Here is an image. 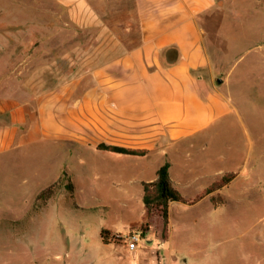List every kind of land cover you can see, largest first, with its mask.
<instances>
[{"label":"rangeland","instance_id":"1","mask_svg":"<svg viewBox=\"0 0 264 264\" xmlns=\"http://www.w3.org/2000/svg\"><path fill=\"white\" fill-rule=\"evenodd\" d=\"M219 5L222 11L212 14L220 20L215 34L221 37L213 76L230 78L251 132L252 178L235 172L234 181L216 193L225 199L218 208L208 198L190 208L174 203L175 215L179 205L187 213L182 224L170 216V243L160 241L154 228L147 234L132 228L144 214L134 185H109V174L135 176L143 173L138 167L96 161L91 153L75 160L48 142L0 153V264H116L119 256L132 255H119L116 245L126 244L113 237L135 232L142 237L135 257L140 264H156L158 256L166 257L164 264H264V51H255L262 46L264 0ZM139 9V0H86L81 9L57 0H0V126L12 122L15 107L35 111L39 99L67 83L86 89L98 69L137 48ZM224 147L218 141L215 150ZM58 181L55 195L37 204V196ZM71 181L74 194L66 187ZM196 194L191 189V197Z\"/></svg>","mask_w":264,"mask_h":264},{"label":"crops","instance_id":"2","mask_svg":"<svg viewBox=\"0 0 264 264\" xmlns=\"http://www.w3.org/2000/svg\"><path fill=\"white\" fill-rule=\"evenodd\" d=\"M57 1L69 9L85 8L86 3ZM220 2L139 0L140 45L98 69L86 89H79L80 82L67 83L39 99L35 111L28 105L12 109V122L0 126V153L48 142L75 160L91 153L96 161L138 167L143 173H111L107 180L115 188L134 185L142 199V184L154 181L166 163L173 184L186 199L195 198L229 172L240 170L239 177L252 178L247 171L251 132L233 98L230 78L213 76V55L221 37L215 34L220 20L212 14L222 11ZM260 42L261 49L255 51H264V32ZM235 69L229 77H234ZM1 111L5 107L0 106ZM218 141L224 149L215 150ZM101 144L148 153L137 157L104 152L98 150ZM191 189L196 190L194 197ZM173 205L170 216L182 224L187 208L179 205L175 215ZM170 221L171 243L175 232ZM116 246L119 255L129 251L127 246ZM137 255L119 256L116 264H126L127 259V264H140ZM165 258L158 256L156 264H164Z\"/></svg>","mask_w":264,"mask_h":264},{"label":"trees","instance_id":"3","mask_svg":"<svg viewBox=\"0 0 264 264\" xmlns=\"http://www.w3.org/2000/svg\"><path fill=\"white\" fill-rule=\"evenodd\" d=\"M98 150L137 157L145 156L148 153L146 150H135L107 144L99 145ZM169 169L170 164L166 163L158 170L157 178L154 181L142 184L144 214L141 221L132 224V228L139 227L143 234H147L152 228H154L159 240L162 242H168L171 238L170 206L172 203H183L192 206L199 203L204 198L210 197L213 206L218 208L225 203V199L220 194L216 195V193L229 186L237 177V173L235 172L227 173L195 198L186 199L173 184L169 175ZM64 177V179H66L68 174L64 173ZM61 181H58V183L43 190L37 196V204L46 203L50 200L55 195V188ZM66 187L72 194L76 192V187L72 181ZM37 206L39 207V205H36L35 207ZM102 234L109 235L110 232L103 231Z\"/></svg>","mask_w":264,"mask_h":264},{"label":"built area","instance_id":"4","mask_svg":"<svg viewBox=\"0 0 264 264\" xmlns=\"http://www.w3.org/2000/svg\"><path fill=\"white\" fill-rule=\"evenodd\" d=\"M113 239L114 241L125 242L124 244H126L131 255L135 256L139 250V244L142 240V237L140 233L135 232L128 237H123L120 234H116Z\"/></svg>","mask_w":264,"mask_h":264},{"label":"water","instance_id":"5","mask_svg":"<svg viewBox=\"0 0 264 264\" xmlns=\"http://www.w3.org/2000/svg\"><path fill=\"white\" fill-rule=\"evenodd\" d=\"M218 83H220V84H221V83H222V80H221V79H219V80H218Z\"/></svg>","mask_w":264,"mask_h":264}]
</instances>
